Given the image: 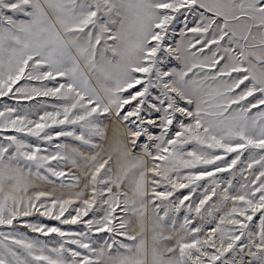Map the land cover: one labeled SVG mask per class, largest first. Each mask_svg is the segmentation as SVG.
Returning <instances> with one entry per match:
<instances>
[{
  "label": "rangeland",
  "instance_id": "374dc122",
  "mask_svg": "<svg viewBox=\"0 0 264 264\" xmlns=\"http://www.w3.org/2000/svg\"><path fill=\"white\" fill-rule=\"evenodd\" d=\"M104 118L140 159L157 254L264 264V0H0V159L69 192L92 172L83 200L0 192V264L129 245ZM65 141L85 151L67 170Z\"/></svg>",
  "mask_w": 264,
  "mask_h": 264
},
{
  "label": "crops",
  "instance_id": "0c3cea01",
  "mask_svg": "<svg viewBox=\"0 0 264 264\" xmlns=\"http://www.w3.org/2000/svg\"><path fill=\"white\" fill-rule=\"evenodd\" d=\"M100 136L102 141L106 140L108 152L115 150L114 163L120 166V162L125 164V169H122L118 175L111 177V194H117L118 191L125 194V231L130 238L129 245L121 250H111L108 245L103 243L96 247L95 258L97 264H181L179 261L167 255L162 257L154 250L155 245H152L151 236L149 234L148 221V194H147V179L141 171L129 174V161H140L134 157L133 160L127 156L129 152L127 132L125 125L114 121L110 118H104L100 124ZM100 139V137H99ZM98 139V140H99ZM96 141V144L98 142ZM117 141V142H115ZM65 141L61 148V161L63 168L67 170L72 167L68 165L67 147L69 146V159L76 158L80 161L85 151L76 143L68 145ZM95 144V146H96ZM100 146V141L97 144V149ZM97 149L91 153L94 154ZM109 160L108 156H104L102 160ZM99 165V164H98ZM92 172L88 176V185L83 192H80V185L77 184L75 192L67 190L66 183H59L55 180L39 178L33 174L25 172L12 159H0V192L5 195H11L19 199L35 194H46L53 197H61L64 199L83 200L88 194ZM83 187V185L81 186ZM7 192H11L9 194Z\"/></svg>",
  "mask_w": 264,
  "mask_h": 264
}]
</instances>
